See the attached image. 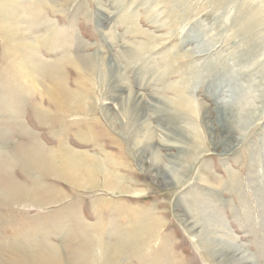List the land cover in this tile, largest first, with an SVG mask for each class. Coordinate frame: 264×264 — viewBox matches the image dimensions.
Here are the masks:
<instances>
[{
  "label": "rangeland",
  "instance_id": "374dc122",
  "mask_svg": "<svg viewBox=\"0 0 264 264\" xmlns=\"http://www.w3.org/2000/svg\"><path fill=\"white\" fill-rule=\"evenodd\" d=\"M25 2L16 3L17 26L22 30L30 12ZM33 11H40L38 18L56 28L72 27V45H59L52 53L40 48L38 54L44 61L60 62L62 68L54 77L69 91L86 96L84 110L60 115L42 89L31 93V101L12 115L18 129L9 137L15 145L9 146L8 156L16 159L27 155L31 146L48 150L66 141L98 169L93 185L80 190L49 176H28L27 163L8 157L0 169V240L16 234L21 251H8L0 241V264L25 262L21 252L44 239L53 247L38 245L43 254L64 250L75 264H102L92 254L94 248L81 245L86 238L82 231L94 233L88 242H94L98 231L113 241L133 232L137 221L154 223L141 229L146 250L142 255L129 254L121 264H264V0H43ZM252 15L258 23L242 27L241 21ZM44 30L35 26L40 37ZM13 46L0 35V102L11 100L16 90L11 79L22 74L21 64L17 68L13 64ZM137 47L141 52L132 56ZM75 51L83 62L98 57L121 69L127 86L142 100L140 109L147 116L155 154L133 147L135 129L128 112L118 106L123 108L125 91L113 102L105 101L109 87L102 88L98 73L84 75L86 86H76L80 71L75 58L68 60ZM21 57L17 56L20 61ZM230 80L247 90L251 113L244 131L231 130L234 148L222 154L217 133L208 126L218 129L213 107L217 97L227 95ZM178 88L191 99L194 111L180 114L175 109ZM199 103L208 108H200ZM34 104L44 110L42 117L35 115ZM104 108L110 109L112 121L104 117ZM6 110L0 107L8 114ZM4 118L0 113V125ZM177 129L187 132L188 141L171 140L178 147L170 151L162 147L161 139L169 141L167 137ZM170 152L187 160L175 179L168 173L173 167ZM103 173L122 181L125 191L106 189ZM35 186L39 195L32 201L48 187L65 199L34 206L23 191ZM95 205L102 209L97 211ZM212 219L220 220L222 231L206 228ZM214 233L234 245L232 252L215 247L220 243L213 240Z\"/></svg>",
  "mask_w": 264,
  "mask_h": 264
},
{
  "label": "bare ground",
  "instance_id": "6f19581e",
  "mask_svg": "<svg viewBox=\"0 0 264 264\" xmlns=\"http://www.w3.org/2000/svg\"><path fill=\"white\" fill-rule=\"evenodd\" d=\"M18 1L19 0H0V35L5 37L6 39L13 41L14 46L10 49L11 51H14V53H12V60L14 62L13 64L15 65V68H17L18 65L21 64L20 66L22 69L21 76H14L11 79L13 84H16V90H13L11 100H4L0 102V104H2L0 105V107L6 106V111L9 112L8 114L4 113L2 112L3 109L2 111H0V113L5 116V118L2 119L3 121L1 120L2 125H0L2 126L0 127V169L4 168V165L2 164L9 157L11 160H14H12V162L19 160L27 163L25 164V168L26 171L29 172L28 176H30L32 173H34L38 178H47V176H49L54 179L63 180L75 189L88 190L90 186L93 185V174L95 173V170L98 169V166H96L94 163L91 165L89 162L91 159H87V156H85L84 154L71 150L67 146L66 141H64V143L59 141L60 143L58 142L59 144H57L56 148L48 150H44L38 146H31L28 149L27 155L23 157H21L20 155L19 158H16L15 156L16 159L8 156L9 146L15 145L13 141L11 142L9 140V137L11 135H14L15 131L18 129V124H14L15 120L12 115H18L20 105H22L26 101H31L32 97L29 100L30 95H32L31 93H36V91L40 92V90L42 89L45 95L49 97L50 100H52L60 115H64L65 113L63 112L67 110L68 113L72 114L83 112V102L86 98L85 95L77 90L69 91V89L63 87V84V86L61 85L58 78L56 79L54 77L58 76V73H60V70L62 68L61 65L58 64L60 63L59 61H44L39 57L38 54L40 48H45L47 52L52 53L58 51L59 45L60 48H62L63 45L66 46L67 43L71 44V42L75 38L72 27H69L68 31H64L63 29H59L54 27L53 25H49L47 19L38 18V16H40L38 15L40 14V11H33L32 13H30L32 9L39 8L40 4L43 3V0H26L25 3L29 8L28 11L30 12H27L28 20L24 22L26 28L24 27L25 29L22 30L21 28H19L20 26H17L18 11L16 3ZM36 15L37 17H35ZM241 23L242 27L251 28L258 23V19L255 15H252V17L250 18L246 17L244 21H241ZM38 25L45 27L44 32L47 35L45 34L40 37L35 33V26ZM23 41H27L29 42V44H25L23 43ZM70 48H72V46ZM199 48H202V45H199ZM140 52V48L137 47L136 51L132 53V56L136 55L137 57ZM250 53L252 52H249L248 54ZM22 55L23 58L21 57ZM17 56H20L22 60L20 61V58H17ZM69 58L70 59L68 60H74V58L76 59V68L80 71V74H78V77L74 81L78 88H83L87 84V82L85 83L83 77L84 75H88L89 77H91L98 73L102 80V88L106 86L109 87V95L105 99V101L113 102V98H118L117 96L119 94L123 93L124 91V93H127L125 97H121L123 108H121L120 105L118 106L120 107V109H125L128 112L130 125L132 129H135L133 136V147L138 152L149 151L152 154H155V148L151 144L152 135L148 131V126L145 125L147 116H145L142 109H140L142 107V100L138 94L134 93L132 89L127 86V84L125 83V78H123V75L121 74V69L116 64H105L104 60L98 57H89V60L84 61V63L83 60L85 59L82 57L80 58L76 51L75 54L71 57L69 56ZM95 59H98L99 61H97V67L96 65H93L95 63L94 61H96ZM232 80L229 81L230 87L226 89L227 95L223 97H217L215 100V105L213 108L217 111L215 120L217 122L218 129L212 127V125L208 126V129L210 131L212 130V133H217V143L221 146L220 152L222 154H226L234 148L236 140L234 135L231 134V130L235 129L237 131H244L250 121L249 114L251 113V106L249 104L250 100L247 96V90H245V88H243L242 86H238L235 84L233 85ZM176 93L178 100L177 102L173 103V106L178 111V113L182 114L194 111L191 106L193 102L191 101V99L183 95V92L180 88L176 89ZM33 107L37 118L42 117L44 110L40 108L39 105L34 104ZM200 108L206 110L208 107L204 103H201ZM103 114L104 117L109 121H112L114 119L110 114V109L108 110L104 108ZM141 125L145 126V130L140 127ZM22 133L28 135L30 132H28L26 129L22 130ZM75 137L78 138V133H76ZM167 139H169V141L161 139L160 144L162 147L169 148L170 151L172 148L178 147L175 146L176 142L182 143L184 141H188L187 132L182 129H177L176 132L172 135H169ZM59 140H62V138ZM171 140H173L175 143H169ZM168 155L169 157H171V163L173 164V167L168 170V173L175 179L179 175L180 170L186 166L187 160L183 157H180L177 153L170 152ZM93 166H95V169H93ZM41 170L44 173L40 172ZM40 173L41 176L39 175ZM0 174L2 173L0 172ZM103 176L104 187L106 189H108L109 191H125V187L123 186L122 181L116 179L114 175L103 173ZM38 192L39 191L36 186L23 191L24 195L26 194V196H24L25 199L29 202L31 201L32 205H37L38 207L41 205H50L56 201L60 202L65 199V196L63 194L59 193L55 189L48 187L42 192V194H40V197H38L35 201H32L36 195H39ZM94 208L97 211L102 209L100 205H95ZM211 221V223L207 221V229L210 228V231L212 232L222 231L223 225L221 224L220 220L212 219ZM133 225V228H135L133 232H124L123 234H121V236L114 238L115 240L112 239L113 241H108L107 239H105V233L103 231H98L97 233H95L96 235L94 237V242H88L87 239L89 238V236H94V233H91L90 230H81L82 232H84L83 236L86 237L85 240L83 239V243L85 244L81 242V245L87 244L88 248H94L95 251L92 254L97 255L98 258L102 261V264H117L118 262H120L121 264L122 259L127 257L131 253L141 255L143 254L146 248H144L142 242L146 240V238H144L141 229L144 231L145 229L143 228L145 227L151 228L152 225L154 226V223L150 221L148 223H144V221H137L134 222ZM213 235V240H218L220 243V245H217L215 247H221L222 249L225 248L228 252H232V250L235 248L232 243L229 244V242L227 243L226 240H223V237L220 238L218 235H216V233H214ZM17 240L18 237L16 236V234H14L12 238L9 237L0 241L3 245L5 244L4 249L19 253L21 250L17 248ZM39 243L36 244L35 247L27 250L26 253L21 252L20 255L25 258V262L19 263L20 261H11V263L43 264L47 262L46 264H53V262H58L60 264H75V262L72 261V254H68V252H65L64 250L58 252V254L56 251L43 254V252H41L40 250L42 248H40L38 245L45 243V245L49 249L53 246L49 245V243H47L45 239L44 241H40ZM89 256L91 259V253H89L87 258H89ZM23 258L20 259L23 260ZM226 258L227 257L223 254V261H226ZM169 263L173 264L174 261H170Z\"/></svg>",
  "mask_w": 264,
  "mask_h": 264
}]
</instances>
